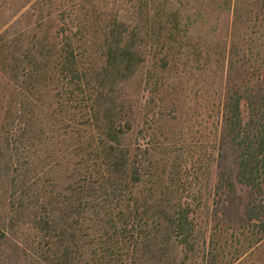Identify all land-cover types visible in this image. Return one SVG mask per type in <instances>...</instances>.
Listing matches in <instances>:
<instances>
[{"label": "trees", "instance_id": "16d2710c", "mask_svg": "<svg viewBox=\"0 0 264 264\" xmlns=\"http://www.w3.org/2000/svg\"><path fill=\"white\" fill-rule=\"evenodd\" d=\"M16 2L0 264H264V0Z\"/></svg>", "mask_w": 264, "mask_h": 264}, {"label": "rangeland", "instance_id": "374dc122", "mask_svg": "<svg viewBox=\"0 0 264 264\" xmlns=\"http://www.w3.org/2000/svg\"><path fill=\"white\" fill-rule=\"evenodd\" d=\"M110 2L114 0H108ZM12 0H0V32L7 26V23L11 21V19H14L18 16L19 12L16 13L15 15L13 14V11L15 10V7L17 6L16 0L13 1V7L11 8ZM192 84L194 82L190 81ZM191 85V84H190ZM212 100H213V94L210 93L209 97L207 100L204 102L203 107L201 110L197 113V117L194 120V123L192 125V131H193V138L188 140L187 143L191 145V148H198L197 146L201 145V143H205L206 148L209 150V145L211 144V133L213 129V124H214V112L212 110H209L212 105ZM165 138V137H164ZM170 141V140H169ZM167 143V140H164V144ZM210 143V144H208ZM192 153V152H191ZM208 154L206 157L208 158ZM189 164V163H188ZM213 164L211 163L210 159L208 158L207 161V166L208 170L203 171L202 174L201 172L198 174L200 178L204 180L205 183V188L211 183L213 180ZM196 167V165H195ZM188 174V175H186ZM189 175H192V168L187 169L186 173H183V179H186V187L190 188L192 191H194L197 186H199L200 178H191ZM204 197H207V193L204 192ZM264 258V254L262 256ZM242 264H249V260H244Z\"/></svg>", "mask_w": 264, "mask_h": 264}]
</instances>
